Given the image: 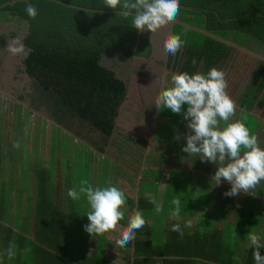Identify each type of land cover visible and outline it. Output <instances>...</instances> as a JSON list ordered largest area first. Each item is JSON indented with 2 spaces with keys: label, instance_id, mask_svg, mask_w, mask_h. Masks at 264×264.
<instances>
[{
  "label": "trees",
  "instance_id": "trees-1",
  "mask_svg": "<svg viewBox=\"0 0 264 264\" xmlns=\"http://www.w3.org/2000/svg\"><path fill=\"white\" fill-rule=\"evenodd\" d=\"M12 1L0 0V22L24 27V44L30 50L24 64L28 75L49 102L55 125L71 132L74 130L73 120L88 123L102 134L107 145L128 98L129 86L114 67L105 65V60L109 55H118L126 60H135V56L149 58L152 51L147 31L138 32L131 26V17L120 15L119 9L105 7L103 0ZM26 3L35 5L38 14L34 19L28 17ZM178 15L181 22L250 51L264 48V0H180ZM173 34H179L185 41L181 49L184 58L180 72H197L203 62V73L206 74L232 52L230 46L180 25L175 26ZM12 37L14 39L15 35ZM140 37L142 42L136 51ZM5 38L0 34V46ZM180 51L175 57L181 55ZM194 58L197 61L195 65L192 63ZM259 99L264 104V63L260 65L253 86L243 97L242 112L248 113ZM102 171L106 174L107 169ZM36 181L33 209L26 210V220L17 221L18 215L24 217L20 195L16 227H12L4 225L5 210L10 200L6 195L9 190L5 191L6 187L0 180V262L20 264L26 250L30 259L27 264H111L105 254L106 236L90 237L83 229V225L89 223L84 197L79 201H69L63 178L48 168L37 172ZM182 190L178 193L180 216H187L192 208V197H182ZM25 191L21 190L20 194H26ZM167 191L160 211L162 218L171 216L173 207L168 201ZM127 200L130 206L142 212L145 220L147 211H155V205L144 197L138 203L130 198ZM31 212L34 214L32 231ZM242 213L243 209L240 215ZM120 224L126 226L127 223L120 221ZM251 224L250 231H255L256 219H252ZM21 225L22 230L19 228ZM237 225L243 226V222ZM71 226L83 238L75 249L76 236L70 243ZM148 232L146 222V226L136 232L135 240L127 245L134 250L133 260L130 255L125 257L128 264H194L195 259L232 264L226 253V240L215 237L219 246L212 248L209 240L185 232L181 237L171 231L165 241L163 238L147 239L151 236ZM9 249L13 251L11 257ZM211 249L216 251L215 255ZM75 250L78 251L77 256L74 255ZM13 256L17 257L14 262L11 261Z\"/></svg>",
  "mask_w": 264,
  "mask_h": 264
},
{
  "label": "rangeland",
  "instance_id": "rangeland-1",
  "mask_svg": "<svg viewBox=\"0 0 264 264\" xmlns=\"http://www.w3.org/2000/svg\"><path fill=\"white\" fill-rule=\"evenodd\" d=\"M171 25V23L166 24L155 33L147 31V37L153 47L157 40V52H160V55L155 52L154 58L145 61L143 59L126 60L118 55L107 56L105 65L114 67V70L117 71L118 75H121L123 80L128 82L129 86L128 98L117 118L115 133L120 130V123L122 124V122L129 124L136 121V125L142 123L147 126L145 128L146 133H143L144 135L133 133L128 137H119L114 134L106 145L102 134L88 123H83L77 119L73 120L74 130L69 131L71 134L64 127L61 128L55 125L57 123L53 117L49 102L44 99L40 87L28 75L27 67L24 64L25 58L30 52L22 44L25 34L24 27H13L10 23L0 22V34L6 36L0 46V180L6 187L5 191L9 190L6 195L10 200L5 210L6 221L4 225L16 227L15 218L18 212V200L21 197L24 205L22 216L24 217L22 218L18 215L17 221L23 222V220H26L25 216L28 214L26 210L28 208L33 209L36 199L34 197L37 187V172L45 168L52 170L53 174L56 171L63 178L67 195L68 189L74 186L79 187L82 179H87L94 186L104 187V180L99 177V171L104 170L106 164L99 161V158L101 157L100 153H105L106 151L113 152L109 156L112 164L109 167L113 171L116 170L114 172L117 176L124 172L121 168L126 166L131 169L130 164L135 167L136 157H139L141 178H147L148 175H151L148 174L150 172L149 168L161 167L165 153L173 154L177 144V150L180 148L181 152L178 157L183 159L185 155L188 156L187 153L181 150V146L186 143L183 138L184 134L188 131L185 122H183L184 126L180 127L183 119L182 115H180L178 123L172 121V124H168L170 123L169 121L164 120L163 122L157 119L159 114H161V117H169L172 112L168 109L157 112L155 105L152 104L153 88L146 90L147 102L152 105L147 104L145 98L140 94V90L137 89V82L142 87L148 82L159 91L161 79L165 73L180 72L184 58L183 50L180 51L181 55L174 56L173 61H171V55H168L163 47V41L167 34L170 33ZM12 34L15 35L14 39ZM8 45L18 47L20 51L12 54L8 50ZM261 63H264V48L250 53L233 46L230 56L222 59L216 68L225 72L228 81L226 91L231 93V98L237 105L236 113L232 120L244 122L250 132L257 137L258 144L264 148V104H261L259 99L251 106L248 113L240 111V102L248 88L253 86ZM197 72H204L203 62L200 63ZM186 107V105L183 106V108ZM177 134L180 139H175ZM14 142H18L19 147H14ZM109 144L112 148H110ZM117 152L122 155V158L125 154L127 162L119 158ZM160 159H163V161ZM188 159L190 161L193 158L189 157ZM197 161H199V158L191 161V166L194 167ZM97 170L99 171L97 172ZM154 177L158 178V180L161 178L157 173H155ZM141 182V186L144 188V181L141 180ZM257 187H264V181H261ZM186 188L194 193L192 186ZM21 190L25 191L26 194H20ZM182 194L186 199V194ZM133 195L137 199L138 194L135 192ZM165 195V192L160 194V199L163 200ZM192 195L191 197H193ZM169 200L171 201L170 197L168 198ZM203 209L206 208L203 206ZM158 213L159 211L153 213L155 215L154 218H150L149 228L156 235H162L165 232V228L169 229L171 223L178 222V220H165L162 217H158ZM259 214L264 216V208L260 210ZM30 218L32 231L34 228V224H32L34 214L32 212L30 213ZM200 218H203V216L200 215ZM152 219H154V226ZM260 222L262 223L264 220L260 218ZM19 228L22 230V225ZM118 229H121L119 225L116 230L105 234L120 233ZM71 233V244L74 236H76L75 249L83 238L82 235H78L76 228H72V226ZM263 240L262 238V242ZM110 252L117 257L118 261L123 259L122 255L120 258V255L115 253H121L120 251L115 249L111 251L110 249ZM105 254L106 258H108L107 249ZM123 255H126L127 258L130 255L133 260L134 250L126 246ZM22 256L20 264L29 263L30 259L26 250ZM15 257L13 256L12 262H14ZM109 262L114 264L111 261ZM125 262L128 264L127 261Z\"/></svg>",
  "mask_w": 264,
  "mask_h": 264
},
{
  "label": "clouds",
  "instance_id": "clouds-1",
  "mask_svg": "<svg viewBox=\"0 0 264 264\" xmlns=\"http://www.w3.org/2000/svg\"><path fill=\"white\" fill-rule=\"evenodd\" d=\"M105 7L120 10V15L131 17V26L138 32L155 33L166 24L173 22L180 11V0H103ZM28 17L34 19L38 12L35 5L26 3ZM185 41L179 34L168 33L163 41L164 51L175 56L184 46ZM12 54L20 51L18 47L8 45ZM193 65L197 63L192 60ZM228 81L223 70L213 67L208 72L186 71L165 73L161 79L160 90L152 104L157 112L168 109L182 115L188 131L184 134L185 144L181 150L192 157L189 162L199 158L201 162H211L216 170L211 177L215 186L227 181L230 188L223 193L226 197H235L240 193L253 194L261 181H264V148L258 142L244 122L232 120L236 113V102L228 95ZM151 104V105H152ZM186 105V108L182 106ZM175 139H180L177 134ZM14 147H19L14 142ZM67 196L73 201L85 198L89 223L83 229L90 237L102 236L114 231L120 221L125 219L126 194L119 187L93 186L87 179L80 181L79 187H71ZM151 203L157 211H162V204L153 198ZM171 216L179 217L181 200H171ZM146 226L141 211L135 210L128 216L127 224L122 227L115 240L116 246L125 248L136 238V232ZM191 219L185 221L184 228H192ZM171 231L181 237L184 231L179 223L171 226ZM248 248L251 247L255 264H264L262 237L249 232ZM11 257L13 251L8 250Z\"/></svg>",
  "mask_w": 264,
  "mask_h": 264
},
{
  "label": "crops",
  "instance_id": "crops-1",
  "mask_svg": "<svg viewBox=\"0 0 264 264\" xmlns=\"http://www.w3.org/2000/svg\"><path fill=\"white\" fill-rule=\"evenodd\" d=\"M171 24L173 26L171 25L170 27V33L175 32L176 25H180L191 30H196L198 32L201 31V33L206 32V30L193 27L189 24L181 22L179 20V15H177L176 19L173 22H171ZM157 48L158 45L156 40L154 47L153 45H151V51L155 49V52H157ZM155 52L152 58L155 57ZM137 84H138L137 89L140 90L139 92L140 94H142V97L145 98L146 102H147L146 90L149 88H153L154 89L153 100H154V97L158 93L157 91L158 89L155 86L152 87L148 82L143 87L140 83L137 82ZM228 95L231 97V93L229 91H228ZM241 103L242 101L240 102V105ZM147 104L149 103L147 102ZM240 111H242L241 107H240ZM179 117L180 115L175 113L174 116L172 117L170 116L161 117V114H159L157 119H160L163 122L164 120L169 121L170 123L168 124H172V121L178 123ZM135 122L136 121H134V123H129V124L127 122H122V124L120 123L121 126L120 130H118V133H115L116 132L115 131L114 134H117L119 137H123V136L128 137L131 136L133 133L137 135H144L143 133H146L145 128L147 125L142 123L136 125ZM183 122L184 120L182 119V124L180 125V127L184 126ZM159 126L161 127V125ZM153 130H154V125H153ZM109 146L110 148H112L110 144ZM177 148H178V144L175 145L173 154H170L168 152L165 153L166 155L163 158L164 161L163 159H160L163 161L161 167L149 168L150 172H148V174L151 175H148L147 178L146 177L141 178L140 176L141 167H140L139 157H136L137 161L135 167L132 166L131 164H130L131 169L125 166L124 168H121V170H124V172L120 176H117L115 174L116 170H114L115 171L114 172L113 169L109 167L110 165H112L109 156L113 152L111 153L106 151L105 153H100L101 157L99 158V161L105 162L106 164L105 172L106 169L107 172L106 174L102 170L100 171L97 170V172L98 171L100 172L99 177L104 180V187L108 185H114V186L116 185L119 186L126 194L125 219L122 220V223L123 224L127 223L128 216L132 214L135 210H137V208L134 209L132 206H130V203L128 202L127 199L130 198L138 203L141 197H144L149 202H151V200L155 198L159 204L163 205V200L160 199V194L168 190L167 191L168 197L171 198V194L173 197L174 196L179 197L178 196V193L180 192L179 190L183 189L182 193L186 194L185 196L186 199L190 198L191 194H193L191 211L187 216H179V217L168 216V217H163V219L171 220V221L178 220V222L175 223H179L181 225L185 234H190L200 239L204 238L205 240H209L211 244L210 246L212 248H218L219 246L218 241L214 240L215 237L217 239L226 240L228 247V251H226V253L227 256L231 259L232 264H255L252 255V249L251 247L248 248L247 235L249 232H255L264 239V222L262 223L260 222V218L264 220V216H261L259 214L260 210L264 208V187H257L253 191V194L240 193L235 197H226L223 195V193L230 188V184L227 181H222V183L219 186H215L214 181L211 180V177L216 170V165L211 162H201L199 159V161H197L196 165H194L193 167L188 161L189 157L187 155H185L183 159H180L178 157V155L181 152H180V148L179 150H177ZM117 156L119 158H122V155L119 154L118 152H117ZM122 159H124L123 160L124 162H127V159L125 158V154ZM155 173L161 176L160 180L154 177ZM141 180L144 181L143 182L144 188H142L141 186L142 184ZM159 181L160 183L158 184ZM188 186L189 187L192 186L194 193H192L189 189L186 188ZM135 192L138 194L137 199L133 195ZM182 197H184L183 194ZM70 200L71 199H69V201ZM203 206L206 209H203ZM84 208L86 213V210H88L86 204ZM242 209H243V213L242 215H240ZM156 212H157L156 206L154 212L151 211L146 212L145 217L147 219L146 222L148 228L150 225V218H154L155 214L153 213ZM253 213L255 214V217L253 216ZM200 215H202L203 218H200ZM158 217L161 218L160 211L158 213ZM189 219L193 221L194 224L193 227L184 228L185 221ZM252 219H256L255 231H250V228L252 226L251 224ZM152 220L154 226V219ZM241 221L243 222V226L237 225L238 222ZM175 223H171V225ZM118 225L120 226V228L125 227L121 225L120 222ZM171 225L169 229L165 228L164 230L165 232L162 235L160 234L156 235V233L150 230L149 228L148 234H150L151 236H149L147 239L163 238V240L165 241L170 235L169 233L171 232ZM118 230L120 231L121 229ZM104 235L108 239L107 248H106L108 250L107 259L114 264H126L125 262L126 255H123V251L126 250V247L121 249L120 247L116 246L114 242L116 238L119 236V233L112 232L111 235H107V234ZM110 249L111 251H113V249L120 251L121 253L119 252H115V253L120 255V258L122 255L123 259L121 261H118L117 257L111 254ZM260 251L262 254H264V248L260 249ZM213 252L214 253L211 252L212 255H215L216 251L213 250ZM75 254L77 255L78 251H76ZM194 261H195L194 264H216L214 262H209V261L207 262L206 260H201V259H195ZM155 264H159V263L157 262Z\"/></svg>",
  "mask_w": 264,
  "mask_h": 264
},
{
  "label": "water",
  "instance_id": "water-1",
  "mask_svg": "<svg viewBox=\"0 0 264 264\" xmlns=\"http://www.w3.org/2000/svg\"><path fill=\"white\" fill-rule=\"evenodd\" d=\"M17 1H19V0H13L11 3H15V2H17ZM172 26H173V25H172ZM200 32H201V31H200ZM202 33L205 34V36H209V37L215 39L216 41H219V42H221V43H224V44L230 46L231 48H232L233 46H236V47H239L240 49H243V50H245V51H247V52L253 53V51H250V50L246 49L245 47H242V46H240V45H238V44H235V43H233V42H231V41H227V40L222 39V38H220V37L213 36V34H211V33H208V32H202ZM22 40H23V39H22ZM141 42H142V37H140V39L138 40V43H137V46H136V51H138V48H139ZM22 44L25 46V44H24V40L22 41ZM29 51H30V50H29ZM154 52H155V49H153L152 54H151V56H150L149 58H144V57L135 56V60H137V59H143V60L147 61V60H149L150 58H152Z\"/></svg>",
  "mask_w": 264,
  "mask_h": 264
},
{
  "label": "flooded vegetation",
  "instance_id": "flooded-vegetation-1",
  "mask_svg": "<svg viewBox=\"0 0 264 264\" xmlns=\"http://www.w3.org/2000/svg\"><path fill=\"white\" fill-rule=\"evenodd\" d=\"M204 30V29H203ZM206 32H208V31H206ZM209 33V32H208ZM209 37V36H208ZM172 59H173V57H172Z\"/></svg>",
  "mask_w": 264,
  "mask_h": 264
}]
</instances>
